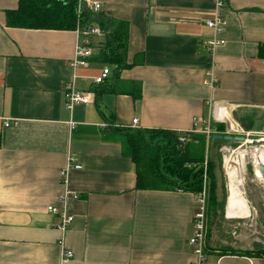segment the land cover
I'll list each match as a JSON object with an SVG mask.
<instances>
[{
  "label": "crops",
  "instance_id": "0c3cea01",
  "mask_svg": "<svg viewBox=\"0 0 264 264\" xmlns=\"http://www.w3.org/2000/svg\"><path fill=\"white\" fill-rule=\"evenodd\" d=\"M19 1L0 0V264H190L197 194L138 189L135 163L103 124L192 133L197 123H220L219 113L232 129L237 121L256 128L264 112V0H229L221 35L205 24L212 0H92L102 7L85 10L90 24L102 27L100 16L128 23L121 69L98 59L108 32L93 37L89 66L75 69L76 29L9 26L7 11ZM216 37L226 43L211 51ZM105 67L111 74L97 83ZM211 70L214 87L205 82ZM69 84L92 91L93 101L69 110ZM70 155L82 168L65 183ZM66 191L75 221L63 233L48 207L60 206ZM211 233V263L264 264L262 256L221 254ZM64 247L74 252L68 261Z\"/></svg>",
  "mask_w": 264,
  "mask_h": 264
},
{
  "label": "trees",
  "instance_id": "16d2710c",
  "mask_svg": "<svg viewBox=\"0 0 264 264\" xmlns=\"http://www.w3.org/2000/svg\"><path fill=\"white\" fill-rule=\"evenodd\" d=\"M88 11L78 12V0H20L16 9L7 11V24L11 27L33 29H67L92 23ZM98 22L107 30L108 37L104 50L98 59L116 65L117 69L127 67L125 54L129 42V27L126 22H112L100 16ZM88 23V24H86ZM264 57V44L260 47ZM141 93L136 94L139 98ZM250 122V127H253ZM217 133L225 132L224 123L214 124ZM112 122L108 129L119 134L124 153L136 166L137 188L146 190H181L198 194L205 183L210 189L209 221L207 238L210 235L211 214L220 209L224 202L218 197V163L210 157L212 144H226L225 140H215L205 133H187L188 141L181 144L177 131L168 129L117 128ZM219 159V156H218ZM206 242V251H209ZM221 254H240L264 257V249L231 250L222 248Z\"/></svg>",
  "mask_w": 264,
  "mask_h": 264
},
{
  "label": "built area",
  "instance_id": "2783aa9c",
  "mask_svg": "<svg viewBox=\"0 0 264 264\" xmlns=\"http://www.w3.org/2000/svg\"><path fill=\"white\" fill-rule=\"evenodd\" d=\"M229 0H212L214 14L213 17L207 19L205 24L207 27L212 29L216 35H221L225 33L227 29L228 21L224 15V10L227 7ZM101 3L99 1L92 0H78V12L81 13L86 9L99 12L101 10ZM79 34V38L76 44L75 56L72 59L71 65L73 68L78 67H87L90 64V60L94 55V44L93 37L95 36H106L107 31L98 25L88 24L84 26H78L76 28ZM225 39H221L216 37L214 39H210L208 44L211 51H215L217 47L225 44ZM111 74V69L109 67H105L102 70V73L95 77V81L97 83H104L109 75ZM209 78L205 81L207 84L214 87L217 84V78L214 72L208 71ZM65 98L67 103V108L72 110L76 104L84 103L89 104L93 101L94 93L92 91H80L75 88L73 84H69L65 89ZM221 107L219 108V110ZM225 115V114H224ZM215 119L220 123H224L226 126V131L223 133H236L235 135H244L245 141H249L248 136H250L251 132L247 130L245 127H242L237 121L236 129H232L229 127V122L225 116H215ZM134 124L138 123V119H134ZM74 126V123H72ZM104 127L108 126V123L103 124ZM193 133H205L208 138L215 134L212 123L208 122L206 125L196 124L195 128L192 130ZM187 133H183L180 135L179 140L181 144H186L188 141ZM244 141V142H245ZM245 142V143H246ZM226 156V155H225ZM224 156V159H225ZM82 165L78 162L77 158L73 155L69 156L68 163L66 167L62 171V178L67 183L68 173L72 169H80ZM70 191H66L61 196V205L55 206L50 205L48 210L53 214H56L60 217V223L58 225L59 229L66 233L70 227L73 225L75 221V216L72 213L71 202H70ZM77 197L76 195H74ZM197 209L195 211L193 217V234L189 239V244L192 246L193 253L195 255V260H193L190 264H213L208 259V252L206 251V242H207V230H208V221H209V188L207 187V183H205L204 188L201 192L197 194ZM64 244V242H63ZM65 246V244H64ZM74 257L73 250L64 247L62 251V259L63 261H68Z\"/></svg>",
  "mask_w": 264,
  "mask_h": 264
},
{
  "label": "rangeland",
  "instance_id": "374dc122",
  "mask_svg": "<svg viewBox=\"0 0 264 264\" xmlns=\"http://www.w3.org/2000/svg\"><path fill=\"white\" fill-rule=\"evenodd\" d=\"M256 120L257 126L249 129L251 134L246 143L229 141L226 144L212 146L209 151L210 157L217 159L218 197L224 202L210 218L213 243L220 248L233 247L245 251L264 249V179L257 176L255 166L257 159L255 154L264 152V112H261ZM238 150L246 153L245 173L243 172L245 186L242 190L244 202L239 208L240 211L229 206L228 180L225 175L228 160L231 156L236 158L235 151ZM226 201L231 209L226 208Z\"/></svg>",
  "mask_w": 264,
  "mask_h": 264
},
{
  "label": "bare ground",
  "instance_id": "6f19581e",
  "mask_svg": "<svg viewBox=\"0 0 264 264\" xmlns=\"http://www.w3.org/2000/svg\"><path fill=\"white\" fill-rule=\"evenodd\" d=\"M223 112L225 113L226 111H223ZM235 154H237L236 158H232L231 156L227 162V165L225 167V172H226L225 175H227V180H228V193L230 197V204L233 207H238L244 202L242 190L244 189V186H245L243 172L245 173L244 159H245L246 153L245 151L238 150V151H235ZM255 156L257 158L255 161L256 174L258 177H262L264 179V176L260 170V165L264 164V152L262 154L256 153Z\"/></svg>",
  "mask_w": 264,
  "mask_h": 264
},
{
  "label": "water",
  "instance_id": "95a60500",
  "mask_svg": "<svg viewBox=\"0 0 264 264\" xmlns=\"http://www.w3.org/2000/svg\"><path fill=\"white\" fill-rule=\"evenodd\" d=\"M212 138L215 140H225V141H235V142H244L245 136L244 135H233L229 133H215L212 135ZM260 170L264 176V164L260 165ZM209 198H210V189H209Z\"/></svg>",
  "mask_w": 264,
  "mask_h": 264
}]
</instances>
